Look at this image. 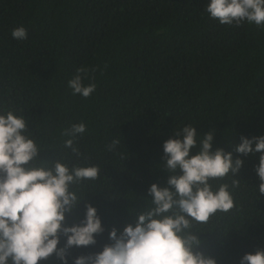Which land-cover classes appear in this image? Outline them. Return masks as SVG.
Masks as SVG:
<instances>
[{"label": "trees", "instance_id": "1", "mask_svg": "<svg viewBox=\"0 0 264 264\" xmlns=\"http://www.w3.org/2000/svg\"><path fill=\"white\" fill-rule=\"evenodd\" d=\"M208 3L0 0V114L12 110L26 119L40 148L35 165L59 159L69 168L100 169L98 179L71 186L84 200L67 223L78 224L91 203L105 231L96 245L69 249L68 264L101 251L112 227L119 235L152 206L148 188L168 186L163 143L187 125L197 131L191 154L212 131L213 151L244 161L235 176L210 181L213 190L227 184L235 206L193 224L199 250L217 264H239L245 253L264 249L260 153L234 151L242 136H264V26L221 25L205 11ZM19 26L27 39L12 37ZM81 67L89 69L83 83L96 84L88 98L68 87ZM81 122L86 131L74 140L77 157L62 132ZM114 140L120 143L112 146ZM65 242L61 237L58 247ZM39 264L62 262L53 255Z\"/></svg>", "mask_w": 264, "mask_h": 264}, {"label": "clouds", "instance_id": "2", "mask_svg": "<svg viewBox=\"0 0 264 264\" xmlns=\"http://www.w3.org/2000/svg\"><path fill=\"white\" fill-rule=\"evenodd\" d=\"M205 11L221 25L247 22L264 26V0H210ZM11 34L17 40L27 39L23 26L12 29ZM88 72L78 68L68 81L73 95L88 98L95 91V83H83ZM85 131L86 125L81 122L62 132L71 137L65 147L77 157L81 153L74 140ZM175 136L178 138L163 143L168 186L153 183L148 188L152 206L135 214V224L126 225L119 235L112 227L108 233L110 243L99 252L75 257L73 264H217L215 258L199 250L201 241L191 229L194 223L206 224L217 212L233 209L229 186L221 184L213 190L210 181L229 173L235 176L244 161L233 160L232 153L223 149L213 151L212 131L203 135L195 154H191L198 144L195 127L184 126L175 131ZM30 137L23 116L12 110L0 114V264H39L53 255L68 264L69 249L94 246L96 236L105 231L91 203H85L84 218L78 224L67 223L68 215L84 200L70 190L71 186L98 179L100 169L98 165L69 168L59 159L42 161L37 166L33 162L40 148ZM118 143L114 140L112 146ZM234 151L244 156L260 153L255 171L260 180L258 191L264 195V136H242ZM232 186L238 187L239 181L233 179ZM61 237L66 242L58 247ZM239 264H264V249L245 253Z\"/></svg>", "mask_w": 264, "mask_h": 264}]
</instances>
